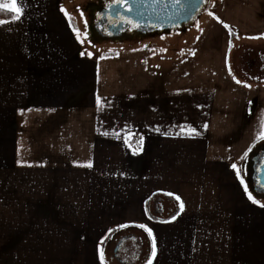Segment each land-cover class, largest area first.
<instances>
[{
    "label": "crops",
    "instance_id": "obj_1",
    "mask_svg": "<svg viewBox=\"0 0 264 264\" xmlns=\"http://www.w3.org/2000/svg\"><path fill=\"white\" fill-rule=\"evenodd\" d=\"M64 1L22 0L0 24V264H101L125 225L151 231L145 264H264L242 173L264 139V78L229 61L236 30L264 38V0H218L232 42L165 59L84 51Z\"/></svg>",
    "mask_w": 264,
    "mask_h": 264
},
{
    "label": "rangeland",
    "instance_id": "obj_2",
    "mask_svg": "<svg viewBox=\"0 0 264 264\" xmlns=\"http://www.w3.org/2000/svg\"><path fill=\"white\" fill-rule=\"evenodd\" d=\"M95 1L97 0H65L63 3L64 10L73 20L77 37L83 50L90 54L105 56L118 54L123 48L155 46L159 49V55L157 56L165 59L172 57L175 51L183 47H190L197 51L200 46L227 47L229 41L231 40L232 42L231 34L233 30L226 28L219 19L220 7L218 0L206 1L204 7L193 20L183 27H175L168 32L161 30L153 34L147 33L136 36L128 34L122 37H118L119 35H106L104 39L96 40L91 37L88 31L91 19L88 8ZM256 29L258 33L264 31V27H257ZM236 32L240 36L236 39V50H232L230 54V66L232 70L236 66V76L240 80L259 82L264 78V68H261L264 61V38L253 39V37L249 36L252 33L237 30ZM257 63L259 65L256 68ZM262 144H264V139L258 141L251 150ZM245 161L246 157L242 162L244 163ZM249 194L260 204L264 203L263 196ZM169 214L170 212L163 214L162 218L167 217ZM113 251L117 255L111 257V264H123V262L142 264L147 255L146 247H141L137 242L128 240L124 243L121 240L118 241L113 247Z\"/></svg>",
    "mask_w": 264,
    "mask_h": 264
},
{
    "label": "flooded vegetation",
    "instance_id": "obj_3",
    "mask_svg": "<svg viewBox=\"0 0 264 264\" xmlns=\"http://www.w3.org/2000/svg\"><path fill=\"white\" fill-rule=\"evenodd\" d=\"M120 3L124 5L121 0L119 3H117V0H97L89 5L88 11L90 12L91 19L88 31L93 39L101 40L106 35H119L118 37H122L130 34L131 36H136L161 31L159 26L138 25L126 18L125 10L122 7L118 8ZM119 24L122 27L118 30ZM263 157L264 144L250 151L246 161L242 165L243 181L249 192L254 194V196L264 197V189L258 183V172L262 165Z\"/></svg>",
    "mask_w": 264,
    "mask_h": 264
},
{
    "label": "water",
    "instance_id": "obj_4",
    "mask_svg": "<svg viewBox=\"0 0 264 264\" xmlns=\"http://www.w3.org/2000/svg\"><path fill=\"white\" fill-rule=\"evenodd\" d=\"M118 8L135 24L159 26L162 31L183 27L193 20L204 7V0H121ZM131 9L129 11L128 9ZM118 25L117 29H121ZM251 156H253L251 154ZM258 183L264 189V157L258 172ZM123 243V240H121ZM118 249V247H117ZM116 249V250H117Z\"/></svg>",
    "mask_w": 264,
    "mask_h": 264
},
{
    "label": "trees",
    "instance_id": "obj_5",
    "mask_svg": "<svg viewBox=\"0 0 264 264\" xmlns=\"http://www.w3.org/2000/svg\"><path fill=\"white\" fill-rule=\"evenodd\" d=\"M15 16V13L7 11V10H0V21H8L12 20ZM130 143L134 149V152H139L140 144L134 143V140H131ZM114 240L115 242L111 245H107L108 241ZM120 240H123V243L128 241H134L140 244L141 247H146L147 255L145 261L142 264H145L150 257L151 250H152V239L149 236L148 231H145L144 228L139 227L138 225H128L126 227H121L115 231H113L110 237L104 242L102 246V252L104 255V264H111V257H115L117 255L113 251V247L116 243ZM123 264H131L123 262Z\"/></svg>",
    "mask_w": 264,
    "mask_h": 264
},
{
    "label": "snow or ice",
    "instance_id": "obj_6",
    "mask_svg": "<svg viewBox=\"0 0 264 264\" xmlns=\"http://www.w3.org/2000/svg\"><path fill=\"white\" fill-rule=\"evenodd\" d=\"M119 2H120V0H117V3H119ZM177 2H178V0H177ZM0 10H7L10 12H13V13H15V16L13 19L14 20L19 19L20 16L23 15L22 0H21V3H19V4L17 3V0H11V3H8V4L0 3ZM128 10L131 11L130 8ZM209 14L214 15L212 13H209ZM5 22L6 21H0V24L5 23ZM225 27H228V26L225 25ZM236 82L240 83V81H238V80ZM245 86L250 87V85H245ZM259 138H264V134H262L261 137H259ZM249 151H251V147L249 148ZM245 155H247V153ZM88 166L90 167L91 165H88ZM232 167L235 169L236 165L233 164ZM246 191H247V189H246ZM177 199H179V198L177 197ZM249 199L252 200L253 203H257V200L254 199L251 195H249ZM260 206L264 207V204H261ZM181 209H183V204H181ZM124 227H126V225ZM139 227L144 228L145 231H148L149 236H152L151 231L149 229H147L144 225H139ZM153 255H155V239L154 238H153ZM100 261H101V264H104V255H103L102 250L100 252Z\"/></svg>",
    "mask_w": 264,
    "mask_h": 264
}]
</instances>
